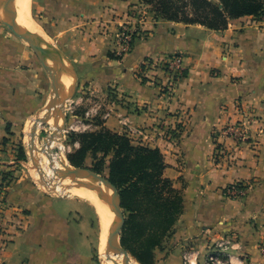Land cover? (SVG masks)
I'll list each match as a JSON object with an SVG mask.
<instances>
[{
  "label": "crops",
  "instance_id": "0c3cea01",
  "mask_svg": "<svg viewBox=\"0 0 264 264\" xmlns=\"http://www.w3.org/2000/svg\"><path fill=\"white\" fill-rule=\"evenodd\" d=\"M40 1L52 40L80 66L84 95L109 96L98 103L111 116L94 127L160 149L164 176L183 193V212L156 250V264H185L187 250L206 264L211 246L227 237L233 264H264V18L233 19L216 31L157 19L140 0ZM135 10L143 16L133 18ZM122 24L138 33L118 57ZM173 55L183 57L185 75L167 92L143 77L142 66ZM51 88L33 52L0 25V185L17 160L14 138ZM241 122L246 142L221 134ZM218 147L227 154L217 157ZM240 182L243 198L225 195ZM95 216L78 197L49 196L20 181L0 188V264H97Z\"/></svg>",
  "mask_w": 264,
  "mask_h": 264
},
{
  "label": "trees",
  "instance_id": "16d2710c",
  "mask_svg": "<svg viewBox=\"0 0 264 264\" xmlns=\"http://www.w3.org/2000/svg\"><path fill=\"white\" fill-rule=\"evenodd\" d=\"M153 6L155 18L199 24L221 31L229 21L245 16L264 18V0H140ZM115 57V56H114ZM101 124V122H100ZM79 148L69 155L75 167H85L90 156L102 153L109 160V180L117 186L122 208L127 212L121 233L122 246L140 264H156V250L163 246L181 213L183 194L164 176L166 162L158 148L135 145L127 134L101 128L96 132L71 134ZM26 159L21 149L17 160ZM102 159L93 168L100 173ZM8 174L4 175L6 180Z\"/></svg>",
  "mask_w": 264,
  "mask_h": 264
},
{
  "label": "rangeland",
  "instance_id": "374dc122",
  "mask_svg": "<svg viewBox=\"0 0 264 264\" xmlns=\"http://www.w3.org/2000/svg\"><path fill=\"white\" fill-rule=\"evenodd\" d=\"M211 1H213L217 4L219 3V0H211ZM40 3H41L40 0H32L31 14H32L33 19L41 27H43L45 32L48 35H50V37H51L49 26H48V24L44 23V19L42 17L41 12H40V6H41ZM145 6H148L147 7L148 11L153 12V8H154L153 6L146 5V4H145ZM135 12H136V10H135ZM54 21H55V19H54ZM0 25L2 27H4L6 30H9L15 38H18L9 29V27L5 24L4 20H0ZM19 40H20V42H23L31 50V52H33V54L37 58V62L39 64H41V66L46 70L47 74L49 75V77L52 81L51 77L53 76V72L49 69L50 66H52V61L45 58V62L47 63V66L49 67V68H47L46 66H44L41 59L31 49L29 44L22 39H19ZM53 42L57 45L56 40L53 39ZM69 60L71 62V65L75 69V71H77V73H78V75L76 76V85H75L74 93L71 95V98L66 99L68 96V91L61 87V93L63 92L61 94V97H60L62 100L61 101L62 103L61 104L59 103V106H58V109L56 112V110H53V111L50 110V102L54 97L53 88H51V92L49 94V101L47 102V104L39 112H36L35 114L31 115L29 120H27L25 122L24 126L19 130L18 135L14 138V145L16 146V148H15L16 153L15 154L17 156V159L21 155V149H23V151L25 152L26 159L16 160L15 164H13V168H14L13 171H9L8 173H6V172L3 173V177L5 174H8V177L6 180H4V178H2V182L0 185L1 190H3L4 187L10 185L12 182L20 181V182L31 184L32 186H34L35 190H37L40 193L42 192L43 194H46L49 196H53V197H76V196H74L73 191L69 192V188L72 187L73 185H75V187H77V185H78V187H80V183L82 182V180L79 181V179L76 178L78 180V181L76 180L77 181L76 182V181H74L75 178H72L73 184H71V180H70L71 178L70 179L69 178H66V179L60 178L58 175V171L65 169L66 165H72L70 163L68 157L70 154H72L73 152H75L79 148L78 140H73L71 138V134H80V133H85V132H96V131L100 130V129H97L94 127V123L96 125H99L100 122H102L104 120L98 116L93 118L92 119L93 121L85 120L84 119L85 113L91 107H93L95 104H99L98 103L99 101L104 100V102H106V100L109 99V96L99 95L97 97L95 94H92L90 91L88 93H86V96H85L83 93V90L87 91V89L85 88L86 84L83 83V81L81 79L82 75H80V73H79V72H81L80 66L78 64H76L72 59L69 58ZM48 63L50 64V66ZM82 96L86 97L85 100L82 102L81 101L78 102L79 98ZM100 107H101V112H104V110L107 109L106 107L101 106V105H100ZM47 118H49L48 121L43 122V123L41 122V120L47 119ZM54 118L55 119L57 118L56 119L57 121ZM39 121H40V123H38ZM50 122H52L53 124ZM90 123L93 126L90 129L83 131L82 125L83 124H90ZM54 124H55V126H54ZM36 125H37V133L35 135V143L37 144V147H39L41 150L40 151L37 150L38 151L36 154L37 156L34 157V153H31L33 151V149L29 148L30 146L28 143H29V138L32 139V142H33L32 133H33V128ZM44 149H48L50 156H51V158L49 157L50 160H52V159L62 160V158L64 159V161L63 160H62V162L60 161L61 162L59 164L60 168L57 169L58 170L57 173L55 171H53L52 165L50 162L48 165L44 162L43 156H45V153L42 152V150H44ZM39 157H41V158H39ZM32 158H35V160ZM111 158H113V153L109 154V156H107L106 159L104 158L102 153H98L96 155V158H93L92 156H90L88 158V160L86 162V166L93 169L95 167L96 163H99L102 159H104L105 164L102 165L101 172L99 174L103 175L106 178H109V160ZM39 164H41V165H39ZM67 180L69 181V183L67 182ZM65 182H67V184ZM81 185H82V183H81ZM112 207L113 206H112V202H111V209L114 212V209ZM95 212H96V216H95V219L93 222L94 231H95V248H96V253H97L95 260H96L97 264H103V263H105V262H103V259H105V258L103 256V253L100 251V247H99L100 246V241H99L100 240V231H101L100 230V219H99V216H98V213L96 210H95ZM114 214H115V212H114ZM123 214H124V217L126 220L127 212L124 209H123ZM110 233H111V231H110ZM110 233L108 235L107 245H106V255L108 254L107 259L109 258V260H110V258H112V259L115 258L114 259L115 261L111 259L112 262L110 264H126L125 263V256L123 254H119L116 251V249L112 246V244L110 243ZM120 243H121V236H120ZM111 253H112V255H111ZM109 254L112 257H109ZM116 256H118V257H116ZM122 256H123V258H122ZM130 256H131V261L140 264L132 254H130ZM122 259H123V261H122Z\"/></svg>",
  "mask_w": 264,
  "mask_h": 264
},
{
  "label": "bare ground",
  "instance_id": "6f19581e",
  "mask_svg": "<svg viewBox=\"0 0 264 264\" xmlns=\"http://www.w3.org/2000/svg\"><path fill=\"white\" fill-rule=\"evenodd\" d=\"M31 3H32V0H15V15H14L15 22H16V24L19 27H21L24 30H26L28 32V34L35 41H37L47 52H49V54H51V56L56 58V60H57L56 62H54L51 59H49V60L52 61V66L56 67L57 72L61 73L62 80L60 81V84H59L60 93H61V87L66 89L68 91V96H67L66 99H69V98H71V95L74 93V90H75L76 76H77L76 71L73 68V66L71 65V62H70L69 58L56 46V44L53 42V40L50 37V35H48L45 32V30L43 29V27H41L33 19L32 14H31ZM7 9H8V5H7L6 1L5 0H0V20H3L6 17ZM49 66H50V64H49ZM54 75H55V73H54ZM61 103L62 102H60V104ZM58 106H59V104H58ZM54 109L56 110V108H52V111ZM38 123H40V121ZM50 123H52V122H50ZM55 124H54V126H55ZM28 144L30 146L29 148L33 149V151L31 153H34V157L37 156L36 155L37 152L40 151L41 149L39 147H37V144L33 143L32 139H30V138H29V143ZM42 152H44L45 156H46V157L43 156L44 158L42 157L44 162L47 165L50 162L51 165H52L53 171H55L57 173V171H58L57 169L60 168L59 164L62 162V160L64 161V159L62 158V160H60V159H57V160L52 159V160H50L49 157L51 158V156H50V153H49L48 149H44V150H42ZM39 158H41V157H39ZM32 159L35 160V158H32ZM39 165H41V164H39ZM70 180H71V184H73L72 183V178ZM76 180L77 179L75 178L74 181H76ZM81 180H82V182H81L82 185H81L80 182H79L80 183V187H78V185H77V187H75V185H73L72 186L73 188L72 187H70L71 189L69 188V192L73 191L74 196L89 202L94 207V209L97 211L99 219H100V230H101L100 231V240H99L100 241V246L99 247H100V251L103 253V256L105 258V259H103V262H105L103 264H110L112 262V260H114L115 258L114 259L110 258V260H109V258L107 259V255H108V254L106 255L107 239H108V235H109L110 231H112L113 228L117 224V220H116L115 214H114V212L111 209V201H112L113 194L102 183H99V182H97L95 180L79 179V181H81ZM67 182L69 183L68 180H67ZM67 182H65V183L67 184ZM111 255H112V253H111ZM109 257H112V256H110V254H109ZM116 257H118V256H116ZM122 258H123V256H122ZM122 261H123V259H122ZM131 264H138V263H135V262L131 261Z\"/></svg>",
  "mask_w": 264,
  "mask_h": 264
},
{
  "label": "built area",
  "instance_id": "2783aa9c",
  "mask_svg": "<svg viewBox=\"0 0 264 264\" xmlns=\"http://www.w3.org/2000/svg\"><path fill=\"white\" fill-rule=\"evenodd\" d=\"M140 15V16H139ZM140 12H133L131 16L133 18L142 17ZM140 20V19H139ZM141 21V20H140ZM138 31L135 28L130 27L128 24L120 25L118 31L115 34V54L118 57L127 53L137 37ZM183 57L181 55L169 56L165 59H148L143 62L142 75L144 78L151 82H158L162 85V90L171 92L175 84L184 77ZM159 74H164L167 79L163 80ZM164 77V76H163ZM84 101V96L80 97L78 102ZM112 110L107 108L104 112H101L99 104H95L85 113V120L93 121L95 117H101L103 120H107L111 116ZM92 127V124H83V131ZM133 135H141L142 132L137 129H133L131 132ZM126 134V133H125ZM128 134V133H127ZM221 134L226 137H230L235 140L236 143H244L248 139L249 128L247 123L241 122L227 126L222 130ZM129 135V134H128ZM227 154V150L218 147L216 156H222ZM246 185L235 183L225 189V195L231 198L241 199L246 195ZM232 244V239L227 237L223 240L217 241L211 246L210 251L207 253L205 262L206 264H233L231 261V255L228 252L229 246ZM197 251L187 250L183 253V259L185 264H198L197 263ZM264 257V248L262 250Z\"/></svg>",
  "mask_w": 264,
  "mask_h": 264
},
{
  "label": "water",
  "instance_id": "95a60500",
  "mask_svg": "<svg viewBox=\"0 0 264 264\" xmlns=\"http://www.w3.org/2000/svg\"><path fill=\"white\" fill-rule=\"evenodd\" d=\"M8 9L6 13V17L3 19L5 24L9 27V29L19 38L24 40L29 44L31 49L34 51V53L41 59L43 62L44 66L49 68L47 66V63L45 62V58L51 59L54 62H56V58L51 56L49 52H47L37 41H35L26 30L23 28L19 27L16 22H15V0H5ZM65 68V67H64ZM53 72L52 78V88H53V93L54 97L50 102V110L52 108H56L57 111V106L58 104L62 101L61 100V93L59 91V84L60 81L62 80L61 73L57 72L55 66H51L49 68ZM55 73V75H54ZM71 74V73H70ZM55 110V109H54ZM49 118L41 120V122H46L48 121ZM37 133V125L33 128V142L35 143V135ZM58 175L62 179L66 178H78V179H89V180H95L99 183H102L106 186V188L112 192L113 197H112V206L115 212L116 220H117V225L115 228L110 233V243L112 246L116 249V251L119 254H123L125 256V263L126 264H131V256L128 253V251L122 247L120 243V236L121 232L123 230L124 224H125V217L123 214V208H122V199L120 195V191L117 188L115 184H113L109 178L104 177L103 175L99 174L96 172L94 169L90 167H75L72 165H66L65 169L59 170Z\"/></svg>",
  "mask_w": 264,
  "mask_h": 264
}]
</instances>
